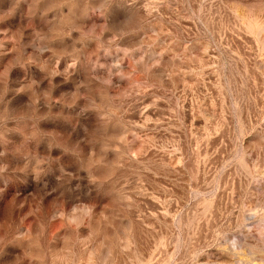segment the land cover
Returning a JSON list of instances; mask_svg holds the SVG:
<instances>
[{
    "label": "rangeland",
    "instance_id": "374dc122",
    "mask_svg": "<svg viewBox=\"0 0 264 264\" xmlns=\"http://www.w3.org/2000/svg\"><path fill=\"white\" fill-rule=\"evenodd\" d=\"M0 264H264V0H0Z\"/></svg>",
    "mask_w": 264,
    "mask_h": 264
}]
</instances>
